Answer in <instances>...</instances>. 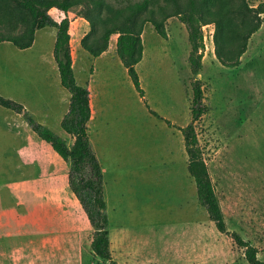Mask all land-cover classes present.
<instances>
[{"label":"rangeland","instance_id":"obj_1","mask_svg":"<svg viewBox=\"0 0 264 264\" xmlns=\"http://www.w3.org/2000/svg\"><path fill=\"white\" fill-rule=\"evenodd\" d=\"M141 0H105L102 15ZM256 6L260 0H247ZM164 0H152L156 9ZM86 7L67 11L74 77L90 91L87 135L103 175L111 256L119 264H249L232 233L264 261V14L247 41L239 65L226 67L214 53V24L202 25L198 72L188 63V29L178 17L165 20L166 37L149 22L136 64L143 95L116 54L118 33L106 52L91 56ZM51 16L64 14L52 8ZM56 29L35 32L19 49L0 42V264H41L27 251L41 239L79 249L80 264H110L91 250L94 229L70 189V160L32 130L27 117L71 144L61 127L69 93L53 58ZM198 79L206 111L193 123L226 231L220 232L196 196L187 171L181 128L191 120V82ZM33 244V245H32ZM67 249V247H65ZM68 253L67 250H64Z\"/></svg>","mask_w":264,"mask_h":264},{"label":"trees","instance_id":"obj_2","mask_svg":"<svg viewBox=\"0 0 264 264\" xmlns=\"http://www.w3.org/2000/svg\"><path fill=\"white\" fill-rule=\"evenodd\" d=\"M152 0L128 3L102 15L105 0H0V42H10L19 49L29 48L35 32L49 26L56 29L53 58L58 69L60 84L69 93L68 111L61 121V127L72 138L71 144L56 135L49 128L35 123L30 117L32 130L48 142L64 160H70V189L78 198L90 225L94 229L91 240L92 252L110 264H119L112 259L103 198V175L87 135V122L91 116L90 91L79 85L74 77L70 50V21L67 11L76 5H84V17L92 32L82 39V46L91 56L97 57L108 47L109 37L118 33L116 54L126 68L134 88L143 95L136 64L143 54L142 31L149 22L155 31L166 37L165 20L176 16L188 29L190 46L188 63L192 72L201 68L203 43L202 25L214 24V53L218 61L226 67H235L247 48V41L261 24L264 14V0L252 6L247 0H164L156 9ZM55 8L64 14L60 20L54 19L49 10ZM191 106L189 123L181 128L185 150L188 155L187 171L196 186V196L205 207L210 218L220 232H225V222L207 166L197 145L193 123L206 111L203 103V89L198 79L191 82ZM0 105L21 112L20 103L0 96ZM232 237L243 246L245 259L249 264H264L257 258L255 247L233 232Z\"/></svg>","mask_w":264,"mask_h":264},{"label":"crops","instance_id":"obj_3","mask_svg":"<svg viewBox=\"0 0 264 264\" xmlns=\"http://www.w3.org/2000/svg\"><path fill=\"white\" fill-rule=\"evenodd\" d=\"M105 52L106 51L102 52V54ZM65 247H67V249H65ZM64 250H67L68 253H65ZM27 254L30 260L37 261L41 264H80L78 258L79 249H74L72 243L68 245L62 243V241L58 239L51 241L41 239L36 243L33 249L27 251Z\"/></svg>","mask_w":264,"mask_h":264},{"label":"built area","instance_id":"obj_4","mask_svg":"<svg viewBox=\"0 0 264 264\" xmlns=\"http://www.w3.org/2000/svg\"><path fill=\"white\" fill-rule=\"evenodd\" d=\"M204 38V37H203Z\"/></svg>","mask_w":264,"mask_h":264}]
</instances>
